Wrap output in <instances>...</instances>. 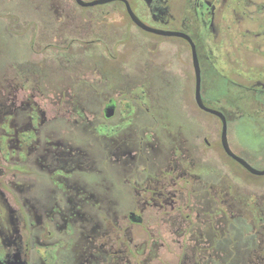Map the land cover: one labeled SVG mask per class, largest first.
<instances>
[{
  "label": "flooded vegetation",
  "instance_id": "flooded-vegetation-1",
  "mask_svg": "<svg viewBox=\"0 0 264 264\" xmlns=\"http://www.w3.org/2000/svg\"><path fill=\"white\" fill-rule=\"evenodd\" d=\"M7 1L0 20L32 55L0 60V264H264V200L208 165L218 148L250 173L197 103L191 41L134 18L192 39L204 105L228 139L245 114L255 136L261 124L264 149V0ZM234 46L262 51L251 83L220 66ZM231 91L251 104L222 105Z\"/></svg>",
  "mask_w": 264,
  "mask_h": 264
},
{
  "label": "rangeland",
  "instance_id": "rangeland-1",
  "mask_svg": "<svg viewBox=\"0 0 264 264\" xmlns=\"http://www.w3.org/2000/svg\"><path fill=\"white\" fill-rule=\"evenodd\" d=\"M2 2L5 7H8L9 3L7 0H2ZM10 7H13V9H24L26 10L25 12H29V14L33 13L34 10V6L30 0H19L15 4L11 3ZM0 48L2 50L0 53V60L8 59L13 61L24 57H30L32 55L29 40L23 35L19 36L17 34L10 33L3 20H0ZM261 52L260 54H252V52L247 48H239L238 50V48L234 46L224 47L221 49V52L218 51L217 54L220 55L222 59L221 61H223L220 63V66L224 68V72L227 73L230 78H234L239 82L248 84L254 81L250 76L252 72H257V69L255 68L258 67L255 65L256 62L259 63L258 61H261ZM236 57H242L245 61H249V63H247L248 67H245V71L243 70L244 73L240 69L239 71L232 64V59ZM190 65L192 68V61L190 62ZM250 65L251 67H249ZM192 73L193 70L191 69V74ZM192 82L193 81L185 84L184 87L190 88L191 85L193 87ZM219 84H221V82ZM162 86L165 89V105L173 109L178 119L185 121L192 132H196L199 129L197 122L194 119L189 118L187 113L182 109V93L174 90V95L172 96L170 87H167L166 85ZM182 86V83H178L176 88L180 89ZM227 101L238 102L244 106L251 104L247 94L242 91H231L226 95L224 94L222 96V105H226ZM202 114H204L206 118L216 119L210 114ZM260 125H258V128L256 129L257 134L255 136L252 130V123L245 114L242 118L236 119L229 125V141L235 153L245 158L254 167L262 169L264 168V149L262 145L263 129L259 127ZM201 148H204L203 145H201ZM206 156L209 158L207 160L209 166H214V164L217 163L218 167L213 168H222L223 171H228L231 174V182L233 184H237L243 188L249 187L250 189H253L254 199L256 201L264 200V175L247 173L238 163L227 158L223 151H220L218 148L206 147ZM261 216H264L261 212L260 215L256 214V224L260 222Z\"/></svg>",
  "mask_w": 264,
  "mask_h": 264
},
{
  "label": "water",
  "instance_id": "water-1",
  "mask_svg": "<svg viewBox=\"0 0 264 264\" xmlns=\"http://www.w3.org/2000/svg\"><path fill=\"white\" fill-rule=\"evenodd\" d=\"M107 1H111V0H96V1H93V2H84L83 0H79V2L81 4H84V5H95V4L104 3V2H107ZM134 18L137 20V22L141 26H143L144 28H146L148 30L155 31V32H158V33H162L164 35H178V34H180V35L185 36L188 40L191 41L192 50H193V62H194V67H195L196 77H197L196 99H197L198 105L201 108H204V109H206V110H208V111H210V112H212V113H214V114H216V115H218L219 117L222 118L223 123H224L223 131H222V145H223V148L226 151V153L229 156H231L234 160L239 162L250 173H252L254 175H264V168L259 169V168L254 167L245 158L241 157L240 155H238L237 153H235L232 150V148L230 146V143H229V139H228V126H227V120H226V117H225L224 113L222 111H220V110L207 108L204 105L202 94H201V69H200V63H199L198 55H197V52H196V47H195V44L192 41V39L188 35H185V34H182V33L164 31V30L151 28V27L147 26L146 24H144L135 15H134Z\"/></svg>",
  "mask_w": 264,
  "mask_h": 264
}]
</instances>
